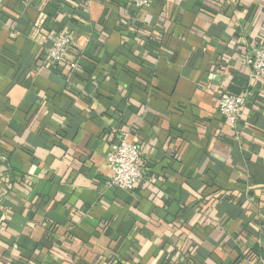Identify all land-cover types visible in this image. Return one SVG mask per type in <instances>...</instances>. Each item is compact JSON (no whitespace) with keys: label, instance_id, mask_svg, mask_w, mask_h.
<instances>
[{"label":"crops","instance_id":"0c3cea01","mask_svg":"<svg viewBox=\"0 0 264 264\" xmlns=\"http://www.w3.org/2000/svg\"><path fill=\"white\" fill-rule=\"evenodd\" d=\"M151 2L0 0V264L264 258V0ZM56 32L74 69L43 61ZM223 90L247 93L235 125ZM121 131L148 159L132 191L103 186Z\"/></svg>","mask_w":264,"mask_h":264},{"label":"built area","instance_id":"2783aa9c","mask_svg":"<svg viewBox=\"0 0 264 264\" xmlns=\"http://www.w3.org/2000/svg\"><path fill=\"white\" fill-rule=\"evenodd\" d=\"M152 0H127V5L133 9L150 7ZM73 39L65 32H56L51 36L50 45L45 50L43 61L45 64H60L64 62L70 49ZM245 62L251 69V76L254 78L264 77V43H249ZM74 69L76 62L70 60L66 65ZM247 93L233 94L225 90L218 93L217 110L230 124L235 125L241 117L242 109L246 104ZM111 173L104 181V188H118L124 191H132L141 183L149 182L148 159L143 154L137 143L127 139V132L121 131L116 136L112 149L106 156ZM4 264H14L12 260ZM248 264H264V258L248 259Z\"/></svg>","mask_w":264,"mask_h":264},{"label":"trees","instance_id":"16d2710c","mask_svg":"<svg viewBox=\"0 0 264 264\" xmlns=\"http://www.w3.org/2000/svg\"><path fill=\"white\" fill-rule=\"evenodd\" d=\"M70 61V59L69 60H66V65L68 64V62ZM65 65V66H66ZM227 91V90H226ZM227 92H229V93H233V94H240L239 93V91H227ZM141 185H142V183H141ZM244 230H246V229H244ZM246 231H248V230H246ZM255 251H257V250H255ZM255 251H253V252H255ZM251 252V251H250ZM247 254V253H246ZM245 258H246V260H248V259H253V258H255V257H253V256H251V255H249V253L245 256Z\"/></svg>","mask_w":264,"mask_h":264}]
</instances>
